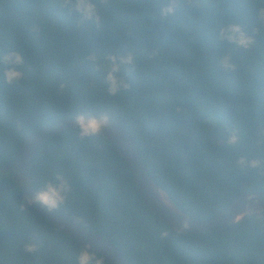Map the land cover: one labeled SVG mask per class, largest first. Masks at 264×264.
<instances>
[{"label":"trees","instance_id":"trees-1","mask_svg":"<svg viewBox=\"0 0 264 264\" xmlns=\"http://www.w3.org/2000/svg\"><path fill=\"white\" fill-rule=\"evenodd\" d=\"M93 2L98 24L74 0H0V57L24 60V79L12 84L0 64V264H79L84 245L25 203L13 164L26 137L81 113L116 116L151 177L198 220L264 189V0ZM231 25L253 38L250 47L219 38ZM129 53L135 62L115 72L121 86L111 95L112 57ZM241 158L261 166L242 167ZM58 174L71 192L56 210L108 239L128 264H264V209L222 230L175 232L145 204L103 132L81 138L72 127L45 140L35 189ZM27 244L37 251L26 253Z\"/></svg>","mask_w":264,"mask_h":264},{"label":"water","instance_id":"water-1","mask_svg":"<svg viewBox=\"0 0 264 264\" xmlns=\"http://www.w3.org/2000/svg\"><path fill=\"white\" fill-rule=\"evenodd\" d=\"M94 116L99 118L98 114ZM108 116L109 125L103 129V133L112 146L127 160L137 190L145 204L173 231L201 234L212 230H222L242 223L264 209V189H252L241 193L223 211L209 220L201 221L192 217L182 210L168 192L151 177L124 124L116 116L111 114ZM75 123V118H72L48 125L30 134L21 143L13 164V177L27 199H31L36 192L31 169L37 149L50 136L75 127ZM30 205L63 234L97 251L110 264H128L122 252L108 239L65 217L56 209L49 210L35 202Z\"/></svg>","mask_w":264,"mask_h":264},{"label":"clouds","instance_id":"clouds-1","mask_svg":"<svg viewBox=\"0 0 264 264\" xmlns=\"http://www.w3.org/2000/svg\"><path fill=\"white\" fill-rule=\"evenodd\" d=\"M65 6L73 4V0H62ZM76 10L83 14L85 19L94 20L97 24L100 22L101 17L97 12L96 5L93 0H74ZM174 8L170 5L162 10L165 15L172 14ZM219 38L227 39L230 43H234L238 47L248 48L253 43V38L247 35L239 25H231L228 29H221ZM91 59H94L92 57ZM113 66L106 77L109 82L107 89L108 93L115 95L118 93L121 86L119 81L114 75L115 72L119 71L121 65H133L135 62L134 56L129 53L120 57H112ZM23 56L18 52H9L0 57V64L9 65L3 73L5 82L12 84L19 82L24 79V72L19 66L23 65ZM222 66L227 68L230 67L227 58L222 61ZM125 87L127 85H124ZM97 116L85 115L83 113L75 117V127L79 131L81 138L99 135L103 132V129L109 125V116L105 112H101ZM238 141V137L233 134L229 137L228 142L235 144ZM240 166H248L251 168H257L261 166V162L258 160L246 161L241 158L238 161ZM71 192V183L62 174L56 175L55 179L47 182L43 187L36 190L35 195L31 199L25 198L26 204L33 202L39 203L43 207L49 210L59 209L64 206L68 200V195ZM187 227V224H185ZM162 236H167V231L161 233ZM37 251L36 245L27 244L25 245V252L28 254H34ZM79 264H103L102 258H98L89 247L84 246L81 248L78 257Z\"/></svg>","mask_w":264,"mask_h":264}]
</instances>
